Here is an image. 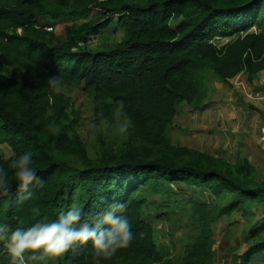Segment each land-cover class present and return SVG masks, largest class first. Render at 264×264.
I'll return each mask as SVG.
<instances>
[{
    "label": "trees",
    "instance_id": "1",
    "mask_svg": "<svg viewBox=\"0 0 264 264\" xmlns=\"http://www.w3.org/2000/svg\"><path fill=\"white\" fill-rule=\"evenodd\" d=\"M92 7L100 14L66 25L60 43L53 44L52 29L38 19ZM217 39L227 42L220 45ZM91 40L98 45L90 46ZM263 70L264 0H0V143L12 153L0 156L8 172L7 191H0V224L30 227L57 218L73 204L82 209V223L95 224L109 206L123 204L133 239L101 264H215L160 255L154 227L145 217L150 197L168 192L171 181L210 186L235 193L221 214L244 213L245 203L264 202V182H252L254 165L244 159L223 167L144 160L129 143L93 162L71 130V97L48 82L60 78L63 86H84L99 122L123 113L136 140L161 147L169 142L178 106L206 108L212 76L229 84L244 74L253 83ZM23 151H31L44 180L43 187L29 186L33 195L27 201L20 199L26 193L8 168ZM64 151L79 155L83 168L59 158ZM164 208L170 205L157 216L167 221ZM261 226L250 229L240 264L264 260ZM93 252L89 241L49 263L96 264ZM0 264H10L2 243Z\"/></svg>",
    "mask_w": 264,
    "mask_h": 264
},
{
    "label": "rangeland",
    "instance_id": "2",
    "mask_svg": "<svg viewBox=\"0 0 264 264\" xmlns=\"http://www.w3.org/2000/svg\"><path fill=\"white\" fill-rule=\"evenodd\" d=\"M100 12L99 8L92 7L85 12L62 16L42 15L38 19L46 28H52L55 44L64 41L66 25L87 22ZM216 41L222 45L227 39ZM89 45L96 47L98 44L91 40ZM243 78L240 80L248 83L247 77ZM207 87L204 96L206 108L195 111L186 103L178 106L169 142L161 147L136 140L131 124L123 113H119L111 122H99L90 92L84 86L71 88L61 85L59 91L72 99L69 109L71 130L78 135L84 153L93 162L104 151L116 153L125 143H129L137 156L144 160L169 158L177 163L194 160L221 167L236 163L238 159L248 160L255 167L252 182H264V151L257 142V133L253 134L255 129L248 130L243 125L248 121L243 119L248 103L240 96V100L235 99L238 95H245L242 84L235 81L222 83L212 76ZM11 155L10 147L0 143V156L9 158ZM58 157L75 168H83L82 159L72 151L61 152ZM167 191L163 195L150 197L145 211L147 221L154 227L159 253L165 259L199 258L215 264H240L239 255L250 241V229L261 223L264 236V202L250 201L243 205L244 213L223 215L220 211L235 199V193L216 192L210 186L198 188L172 181ZM166 204L170 205V209L164 208L163 213L169 220L163 221L157 213L162 212Z\"/></svg>",
    "mask_w": 264,
    "mask_h": 264
},
{
    "label": "clouds",
    "instance_id": "3",
    "mask_svg": "<svg viewBox=\"0 0 264 264\" xmlns=\"http://www.w3.org/2000/svg\"><path fill=\"white\" fill-rule=\"evenodd\" d=\"M48 83L54 91L60 90V78H53ZM8 168L13 171L19 188L26 193L21 200L32 198V192L27 191L30 185L43 187L44 180L36 171L31 151L21 152L10 161ZM7 184L8 172L0 166V191H7ZM124 207L123 204L109 206L95 224L81 222L82 209L76 204L57 218L30 227L12 229L0 224V243L7 249L10 264H49L51 258L91 241L96 264H101L133 239L130 220L122 214Z\"/></svg>",
    "mask_w": 264,
    "mask_h": 264
},
{
    "label": "crops",
    "instance_id": "4",
    "mask_svg": "<svg viewBox=\"0 0 264 264\" xmlns=\"http://www.w3.org/2000/svg\"><path fill=\"white\" fill-rule=\"evenodd\" d=\"M241 77L245 78L246 75L244 74L239 75L233 78L230 82H234V81L235 83L239 82L240 84H242L244 88L245 95L243 94L238 95L237 97H235V99L238 101L240 100V98L241 100L242 98H245V100L247 101L246 103H248V106H247L248 110H246L243 113L244 115L243 119L248 120V121L243 122V125L246 126L245 129H248V130L251 129L252 131H253V128L255 129L253 134L257 133V142H258V131H259L260 126L264 123V70L259 73L257 79H255L253 83H249V82L247 83L245 82V80H240ZM236 92H240V91L236 90ZM258 92L261 93L262 96L258 97L256 95V93ZM254 264H264V260L259 259Z\"/></svg>",
    "mask_w": 264,
    "mask_h": 264
},
{
    "label": "built area",
    "instance_id": "5",
    "mask_svg": "<svg viewBox=\"0 0 264 264\" xmlns=\"http://www.w3.org/2000/svg\"><path fill=\"white\" fill-rule=\"evenodd\" d=\"M51 30L52 28H48ZM261 93H257V96H260ZM258 143L260 148L264 151V123L260 126L259 131H258Z\"/></svg>",
    "mask_w": 264,
    "mask_h": 264
}]
</instances>
